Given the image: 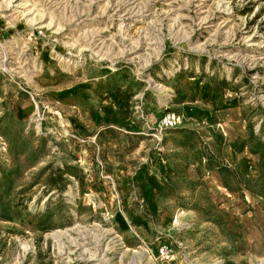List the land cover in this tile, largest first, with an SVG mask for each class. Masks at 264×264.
<instances>
[{
    "label": "rangeland",
    "instance_id": "obj_1",
    "mask_svg": "<svg viewBox=\"0 0 264 264\" xmlns=\"http://www.w3.org/2000/svg\"><path fill=\"white\" fill-rule=\"evenodd\" d=\"M0 264H264V0H0Z\"/></svg>",
    "mask_w": 264,
    "mask_h": 264
},
{
    "label": "crops",
    "instance_id": "obj_2",
    "mask_svg": "<svg viewBox=\"0 0 264 264\" xmlns=\"http://www.w3.org/2000/svg\"><path fill=\"white\" fill-rule=\"evenodd\" d=\"M189 107L192 108L191 106ZM237 107L238 106L235 104H230V105L223 104L220 110L226 111L227 114L233 113L235 115V110ZM203 111L205 112L206 109H203ZM207 112L209 113L210 111L207 110ZM210 115H213V110H212V113L210 112ZM204 119L207 120L205 117ZM219 120L220 121L218 124L221 127V129L224 131V134L226 135L227 134L226 129L223 126L225 124L223 123L224 118H220ZM233 131H234V128H233ZM232 133H235V132H232ZM232 133L229 134L227 137L225 136L226 141L224 142L222 156L225 157L227 162L225 163V166L223 167H226L229 173L235 175V177L239 179L243 175L248 177L250 181L254 180L255 178L258 179V177L262 176V169L259 167L257 163L256 155H254L252 152L244 153L243 156L239 155L234 149V142L237 140L236 138L237 136L235 134L234 136ZM243 137H246V135L245 136L243 135ZM202 156L204 157V159L206 158L204 154H202ZM211 168L212 167H209V165L207 164V160H199V170L203 174L204 178H207L209 176L214 177V176H217L216 174H219L220 171L218 168H212V169Z\"/></svg>",
    "mask_w": 264,
    "mask_h": 264
},
{
    "label": "built area",
    "instance_id": "obj_3",
    "mask_svg": "<svg viewBox=\"0 0 264 264\" xmlns=\"http://www.w3.org/2000/svg\"><path fill=\"white\" fill-rule=\"evenodd\" d=\"M181 121V116L174 111H166L163 118L161 119V127L162 128H174ZM168 255H170V251L168 248L165 249Z\"/></svg>",
    "mask_w": 264,
    "mask_h": 264
}]
</instances>
